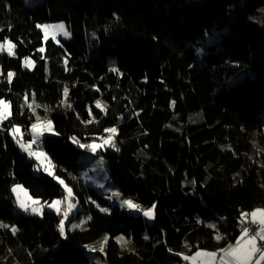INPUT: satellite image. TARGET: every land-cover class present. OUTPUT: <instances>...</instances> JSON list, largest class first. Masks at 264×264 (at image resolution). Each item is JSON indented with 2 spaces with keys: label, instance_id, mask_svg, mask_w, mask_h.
Wrapping results in <instances>:
<instances>
[{
  "label": "trees",
  "instance_id": "1",
  "mask_svg": "<svg viewBox=\"0 0 264 264\" xmlns=\"http://www.w3.org/2000/svg\"><path fill=\"white\" fill-rule=\"evenodd\" d=\"M56 22L69 41H44L37 25ZM5 38L15 48L0 52V99L11 108L0 130V264H90L105 233L103 264H183L184 244L224 248L240 236L241 213L264 208V0H0ZM31 102L48 110L55 134L42 149L86 220L63 236L60 214L15 211L12 184L42 203L65 195L9 135L20 125L30 140ZM113 126L114 146L97 154L121 196L156 206L151 225L79 178V145ZM253 137L261 164L248 169ZM204 209L224 219L218 229Z\"/></svg>",
  "mask_w": 264,
  "mask_h": 264
},
{
  "label": "rangeland",
  "instance_id": "2",
  "mask_svg": "<svg viewBox=\"0 0 264 264\" xmlns=\"http://www.w3.org/2000/svg\"><path fill=\"white\" fill-rule=\"evenodd\" d=\"M61 22H56V23H50V24H45V25H56L59 24ZM66 28V26H65ZM44 36V41H47L48 39L53 40L55 43H59V40H64V41H69L70 39V35L68 37H65L61 34H58L55 32L54 29H49V34L47 36V38H45V33L44 31L39 28ZM67 30V28H66ZM68 31V30H67ZM213 41H215V39L213 37L210 36H206L205 38V44H210L213 43ZM32 62L31 67H25L24 66V61L23 60V67L25 70H32L34 67V63L31 59H28ZM9 104V103H8ZM30 105L32 106V110L34 112V115L36 117V120L34 121V123H37V118H39V120L41 122H43L45 119L50 120L48 117V110L47 108L40 103H34L31 102ZM10 106V104H9ZM10 112H11V108H9ZM42 111L43 113L41 114L40 111ZM11 116V115H10ZM9 116V117H10ZM8 117V119H9ZM193 122L196 121H200V113H196L193 114L192 117ZM7 119V120H8ZM7 120H4L2 122H0V130L5 129L4 124L7 122ZM33 123V124H34ZM32 124V125H33ZM32 125L30 126V129L28 131V134L30 135V140L25 138V135L27 134L26 131L23 130V128L20 125H16V127H18L20 129V132L17 134L16 138L14 139L11 130L9 131V135L10 137L15 141V143L17 144L19 150L24 153L27 158L31 161L35 162V168H34V172L35 174H40V173H44L46 175H48L49 177L53 178L56 182H58L64 189L65 195L64 198L62 200L60 199H54L51 202L48 203H42L39 199L34 198L29 190L22 184H12L10 189H11V194L14 198L15 201V211L22 213V214H28V215H32V216H37V217H41L44 211H50L53 212L55 214H60L61 215V220H64V232L65 229L68 227L69 230H75V229H83L86 226V220L84 219H78L76 220V215L77 213L81 210L80 205L77 203L75 196H74V192L72 190V188L65 183V181H63V179L61 177H59L56 173L55 170L51 164V168L49 169V171L52 173L51 175L49 174V171H45V168L48 167V157L45 154V152L42 149L43 146V140L44 137L47 135H54L55 134V129L54 126L52 124V130L51 131H47L44 132L42 135H40L34 143H32V141L34 140V136H33V132H32ZM111 128H115L110 127L108 129ZM116 129V128H115ZM110 133H108L107 131H105V134L103 136H100L97 139H92L90 141H88L86 144H101L102 141L104 139L107 138V136ZM17 140H20L22 143L24 144H29L31 143V151L33 152H42L45 154V156L47 157V160H45L43 157H41L40 160H37L36 157L34 156H30L29 153L27 151H24L21 147L20 144L17 143ZM252 142H253V147H252V151L249 155V165H248V169L251 167V165H260V160L258 159V150H257V142L255 137L252 138ZM112 148V146L109 145H104L103 147H98L94 152L90 151L89 149L85 148V151H83L79 156H78V162L80 164V172H79V178L88 186H92L93 188H95L101 195H103L111 204H116L118 205L122 210L135 215V216H142L148 225H151L153 223V218L152 219H148L147 217H145L141 212H137L134 209H130L127 206H125L123 204V201L125 200H130L133 203L134 200L131 197H123L120 195V193L116 190V188L114 187V183L113 181L110 179V177L108 176L107 172L105 171L104 166L102 165V161L100 156H98V152L99 150H105V149H109ZM247 169V170H248ZM243 173L241 171H238L237 173L234 174V182L235 183H239L243 180ZM63 181V184L60 182ZM187 182V180H185V183ZM14 185H20L26 192H27V197H30L31 200H38L40 201V212L39 214L33 213L31 211V208H29L28 211H24L23 209H21L18 206L17 203V194L13 193L12 188ZM65 185H67V187L69 189H71L72 195L71 197H67V193L65 191ZM27 197H25L24 193L21 192L20 193V199L21 200H26L27 203L31 204V200H28ZM67 197V198H66ZM53 201H61V203H59L58 205H55L54 207H48L49 204H51ZM137 204V203H135ZM69 205H72L71 208H69ZM143 208V207H142ZM148 208V207H147ZM144 208V209H147ZM257 209V208H256ZM65 213H67V217H65ZM207 210L204 209L203 210V215H201V218L203 219V222L210 227L211 229H218V226L223 223V218L218 217V216H214V215H208L206 214ZM246 221H250V220H246ZM245 221V222H246ZM60 226V225H59ZM252 230V228H250ZM257 229L252 230V232H255ZM59 233H60V227H59ZM62 236V235H61ZM122 236H118L115 238V241L121 244L120 238ZM124 238V237H123ZM110 240V236L105 233L103 234L96 242V247L94 248V251L91 250L90 252H88L87 256L89 258L90 264H103L100 260V255L98 254H105V245L107 244V242ZM125 241H127L124 238ZM101 245H103V248L101 249ZM126 249L131 250L133 248V245L131 242L127 241V244L124 245ZM98 253V254H97ZM180 253L182 255L178 256L182 261L183 264H186V261L182 259V256L184 255L182 252H177Z\"/></svg>",
  "mask_w": 264,
  "mask_h": 264
},
{
  "label": "snow or ice",
  "instance_id": "3",
  "mask_svg": "<svg viewBox=\"0 0 264 264\" xmlns=\"http://www.w3.org/2000/svg\"><path fill=\"white\" fill-rule=\"evenodd\" d=\"M38 28H41L45 33V38H47L49 34V29H54L56 33L61 34L65 37L70 35L69 31L66 30L65 25L63 23H59L56 25H37ZM14 48L15 45L8 40L7 38L4 41L0 42V52H7L9 56L14 55ZM43 51V49H40ZM32 62L25 58L24 66L31 67ZM115 71V69H113ZM15 74L13 72H8L7 80L9 83L12 82L13 76ZM68 90L65 88L64 95L67 97ZM97 107L101 106V102H96ZM31 107V105H29ZM10 106L7 101L0 99V122L7 120L8 117L11 115L9 110ZM52 130V122L50 120L45 119L43 122L37 118V123L32 125V132L35 140L42 135L44 132ZM110 133L106 139L102 141L101 144H80L79 146L82 148L89 149L90 151H95L98 147H103L104 145L114 146V136L116 134V129L111 128L106 130ZM12 135L14 139L16 138L17 134L20 132V129L16 126H13L11 129ZM74 143H78L79 141L73 138ZM17 143L20 144V147L29 153L30 156H34L37 160H40L43 157L47 160V157L42 152H33L31 151V143L24 144L20 140H17ZM118 150V149H117ZM51 168V161H48V167L45 168V171H49ZM49 174L52 173L49 171ZM63 184V181H60ZM13 193L17 194V203L18 206L23 209L24 211H28L31 208L33 213L39 214L40 212V201L38 200H31L30 197H27V192L20 186L14 185L12 188ZM65 191L67 193V197H71L72 192L71 189L65 185ZM23 192L25 197L28 200H31V204L27 203L26 200L20 199V193ZM66 197V198H67ZM61 201H53L48 207H54L58 205ZM123 204L130 209H134L137 212H141L145 217L148 219H152L154 217V209L155 205L144 209L140 205L133 203L130 200L123 201ZM72 205H69L71 208ZM102 211H107V209H101ZM251 217L252 224H258V229L255 232H252L249 226L245 223L247 217ZM65 217H67V213H65ZM241 234L237 238L236 243L229 244L225 248H221L218 250L219 255L217 252H207L203 250H197L192 255H183L182 259L185 261H190L191 264H264V208H257L253 210L251 213H241ZM60 234L64 235V220L60 221ZM12 231L15 233L16 229L13 227ZM216 239H222V237L218 234ZM121 244L126 245L127 241L124 240L123 237L120 238ZM103 245H101V249ZM94 251V249H93ZM176 255L180 256L182 254L176 253Z\"/></svg>",
  "mask_w": 264,
  "mask_h": 264
},
{
  "label": "crops",
  "instance_id": "4",
  "mask_svg": "<svg viewBox=\"0 0 264 264\" xmlns=\"http://www.w3.org/2000/svg\"><path fill=\"white\" fill-rule=\"evenodd\" d=\"M255 210V209H254ZM253 211V210H252ZM251 211V212H252ZM251 212H249V213H251ZM250 220V222H251V217L249 216V217H247L246 218V220ZM240 231H241V229H240ZM240 234H241V232H240ZM236 243V241L234 242V243H232L233 245ZM227 247V246H226ZM225 248V247H224ZM197 250H203V251H207V252H217L218 253V255H219V252H218V250H206V249H197ZM197 250H195L194 252H189V249L187 248V245L186 244H184L183 245V247H182V249H181V251L180 252H182L184 255H192V254H194ZM186 264H191V262L190 261H186Z\"/></svg>",
  "mask_w": 264,
  "mask_h": 264
},
{
  "label": "built area",
  "instance_id": "5",
  "mask_svg": "<svg viewBox=\"0 0 264 264\" xmlns=\"http://www.w3.org/2000/svg\"><path fill=\"white\" fill-rule=\"evenodd\" d=\"M247 224V226H249L250 228H252V230L258 229V224H252L250 221H246L245 222ZM242 228V224L240 225V229Z\"/></svg>",
  "mask_w": 264,
  "mask_h": 264
},
{
  "label": "bare ground",
  "instance_id": "6",
  "mask_svg": "<svg viewBox=\"0 0 264 264\" xmlns=\"http://www.w3.org/2000/svg\"><path fill=\"white\" fill-rule=\"evenodd\" d=\"M93 247V246H92Z\"/></svg>",
  "mask_w": 264,
  "mask_h": 264
}]
</instances>
